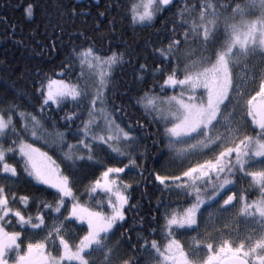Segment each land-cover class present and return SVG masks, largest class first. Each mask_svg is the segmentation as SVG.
<instances>
[{
	"label": "snow or ice",
	"instance_id": "6c2138e0",
	"mask_svg": "<svg viewBox=\"0 0 264 264\" xmlns=\"http://www.w3.org/2000/svg\"><path fill=\"white\" fill-rule=\"evenodd\" d=\"M175 2L139 0L128 5V15L132 24L149 26ZM218 5L220 0L185 3L174 13L179 20L171 21L168 34L152 48L158 62L151 68L147 63L138 67L141 81L146 79V73L152 74L153 81L137 103L157 123L163 121L168 150L181 163L178 174L152 173L169 193L185 197L181 206L165 208L162 214L163 224L158 228L166 243L161 246L148 235L137 234L136 243L131 244L127 233L110 243L116 230L123 226L126 206H131L127 194L131 184L122 181L120 174L130 165L140 167L134 155L137 135L131 125L125 128L116 122L114 113L123 111V105L108 109L111 73L124 62L126 53L110 49L109 54L102 55L89 43L73 47L69 57L57 66L58 72L43 74L34 85L38 111L42 116L45 110H62L71 104L76 110L61 118L69 124L86 114L82 127L75 133L79 138L75 144H67L68 151L64 152L73 167L77 160H95L93 150L97 145L126 157L128 163L106 167L85 187L83 194L89 199L103 192L106 201H98L96 208L81 203L72 177L47 152L24 138L29 132L32 137L38 136L43 129L40 117L24 109L15 98L0 99V264H96L94 253L103 254L102 264H264V73L253 74L249 81L246 72L241 76L235 71L246 66L248 57L254 54L264 64V0L236 4L232 15L223 17L222 28L223 6ZM18 7L30 19L38 5L24 0ZM256 12L259 15L255 19L247 18ZM71 14L88 13L73 9ZM106 14L107 10L97 16ZM111 25L114 30L115 21ZM51 47L55 48V44ZM74 62L80 65L75 80L56 78L67 77ZM248 84L255 85L251 93ZM177 87L181 89L178 94L155 95L157 88L166 91ZM82 105L86 106L85 112L79 111ZM58 137L63 147L65 135L58 133ZM77 148L82 150L81 154L75 152ZM21 174L54 189V199L34 201L29 195L18 196L10 191L11 183L18 182ZM241 182L257 189L259 196L249 200L247 189L236 188ZM33 202L35 214L28 211ZM15 204L20 207H13ZM103 205L109 211L99 210ZM213 206L214 211L209 212ZM230 210H234V217L256 226L250 234L233 239L229 233L230 238L215 242V238L207 236V243L197 236L191 251L176 239L178 232L198 231L213 215L219 217ZM75 221L86 224V231L73 242L67 238V225ZM28 231H43L44 235L25 244L24 233ZM156 231L153 228L149 235ZM125 237L131 252L118 256ZM49 247L54 251H49ZM201 248L204 255L198 254Z\"/></svg>",
	"mask_w": 264,
	"mask_h": 264
},
{
	"label": "trees",
	"instance_id": "16d2710c",
	"mask_svg": "<svg viewBox=\"0 0 264 264\" xmlns=\"http://www.w3.org/2000/svg\"><path fill=\"white\" fill-rule=\"evenodd\" d=\"M136 1L33 0L38 7L35 15L29 19L18 7L24 0H0V99L15 98L24 109L40 117L43 129L38 132V136L32 137L29 132L24 134V138L47 152L61 170L72 177L81 203L96 208L98 201H106V196L100 192L93 194L94 199H89L83 194L85 187L106 167H122L128 163V159L112 152L107 146L97 145L93 150L95 160H77L73 167L65 159L64 152L68 151L67 144L76 143L79 138L75 135L76 130L82 127L81 120L87 116L82 115L75 123H66L61 118L66 112L76 110L71 104L63 106L62 110H45L41 116L38 111L39 98L35 95L34 85L43 74L52 75L54 70L58 72L57 66L69 57L73 47L92 43L102 55L109 54L110 49L126 53L124 62L116 66L111 73L107 88L108 109L111 110L113 105H123V111L115 112L114 115L116 122L122 127L128 128L131 125L136 131L137 145L134 155L137 156V164L140 167L130 165L124 172V176H129L126 179L131 184L127 193L131 206H126L125 221L121 222L123 226L116 230L115 237L120 240L121 234L127 233L131 237L130 243L135 244L137 234L148 235L150 240L155 239L163 245L166 239L158 228V225L163 224L162 214L165 208L181 206L185 197L169 193L152 175L154 172L175 175L179 170L168 165L169 150L167 140L163 137V121L157 123L152 115L145 111L143 105L137 103L138 99L152 87L153 81L151 73H146V79L141 81L138 67L141 63H147L151 68L154 62H158L159 58L152 53L153 46L168 34V29L172 26L171 21L179 20V16L174 17V13H178L185 3L194 5L197 0H176L173 7L158 14L149 26L132 24L128 15V5ZM212 2L215 3V0ZM245 2L246 0H220L218 8L223 6L221 28L223 17L231 16L232 8ZM228 5L232 7H227ZM73 9L77 13L88 14L73 16L71 14ZM106 10L105 16H97L98 12ZM257 15L258 12L247 18H255ZM239 18L237 15L236 20ZM112 21H115L114 30ZM52 44H55V48L51 47ZM79 72L80 65L74 62L72 72L67 77L57 75L56 78L75 80ZM156 79L159 80V77ZM180 90L179 87L166 91L157 88L155 95L165 97L178 94ZM85 107L82 105L79 111L85 112ZM52 109H55V105H52ZM17 126L19 127V124ZM58 133L65 135L63 147L60 145ZM121 147L123 148V145ZM16 162L20 167L18 158ZM243 183L249 193V200L259 196L257 189L250 187L246 182ZM10 191L16 192L18 196L29 195L34 201H52L55 192L46 185L37 184L25 174L20 175L19 181L10 187ZM68 205H71L70 200ZM36 210V203L33 202L28 211L35 214ZM99 210L109 211L106 205L101 206ZM79 226L81 229L86 228L82 223H79ZM153 228L157 229L156 233L149 235ZM128 243L125 237L122 247L124 255L131 252Z\"/></svg>",
	"mask_w": 264,
	"mask_h": 264
},
{
	"label": "rangeland",
	"instance_id": "374dc122",
	"mask_svg": "<svg viewBox=\"0 0 264 264\" xmlns=\"http://www.w3.org/2000/svg\"><path fill=\"white\" fill-rule=\"evenodd\" d=\"M139 0H137L135 3H138ZM259 15V12H258ZM257 15V16H258ZM256 17V16H255ZM248 19H255V18H248ZM85 73H88V68L85 67L84 69ZM96 71H99V69H97ZM239 75H244L245 72L247 73V79L249 81H251L253 74L259 76V74L264 73V64L261 63V57L258 54H254L250 57H248L247 61H246V66L245 65H241L239 66L236 70H235ZM255 87L254 84H248V91L251 93L252 88ZM174 95V94H172ZM170 95V96H172ZM157 103H159V101H157ZM251 130V129H249ZM121 147V145H119ZM75 152L77 154H81L82 150L80 148L75 149ZM169 157H168V165H171L172 168H177L180 172L181 171V163L180 161L176 160L174 155L169 152ZM121 180L122 181H126L128 182L129 180L126 179L129 176H124V173H121ZM14 183H11V186H13ZM18 205V206H17ZM13 207H19V204H15L13 205ZM71 205H68V208H70ZM215 206H213L212 209H209L208 211H214ZM66 215V212H65ZM208 212L205 213V217H207ZM62 218V217H61ZM79 223H81L80 221H75L72 224H68L67 225V238L70 239V241H77L78 237L80 235H83L84 231H86L85 229H81L79 226ZM86 227V224H84ZM256 226L253 225L250 221L246 220V219H241L238 217H234V210H230L229 212H225L219 215V217H217L216 215H213L211 220H208L207 223H202L201 227L199 228L198 231H180L176 234V239H179L181 241V243L184 245L185 249L188 251H191L192 248L191 246L193 245V238L199 236V239L204 242L207 243L209 241H206V237L207 236H212L215 242L216 240L219 239H227L230 238L229 237V233H232V237L233 239H235L236 236H245L251 233V231L255 228ZM11 230V229H10ZM15 230H20L19 228H16ZM44 235L43 231H28L24 233V239L26 241V243L28 242L29 239L35 241L38 240L40 238H42ZM116 241H118V239L115 237V235H113L112 240L110 243H115ZM166 243V241L164 242V244ZM163 244V245H164ZM161 245V246H163ZM49 251H54L51 247H49ZM199 255H204L205 252L203 250V248H201L200 252L198 253ZM124 255V251L123 248H121L118 251V256H123ZM93 259L96 260V264H102L103 261V254L102 253H94L93 254ZM115 259V257H114Z\"/></svg>",
	"mask_w": 264,
	"mask_h": 264
},
{
	"label": "flooded vegetation",
	"instance_id": "af4514ba",
	"mask_svg": "<svg viewBox=\"0 0 264 264\" xmlns=\"http://www.w3.org/2000/svg\"><path fill=\"white\" fill-rule=\"evenodd\" d=\"M249 132H250V130H249ZM236 188H237V189L245 188L244 183H243V182L238 183V184L236 185ZM245 189H246V188H245Z\"/></svg>",
	"mask_w": 264,
	"mask_h": 264
}]
</instances>
